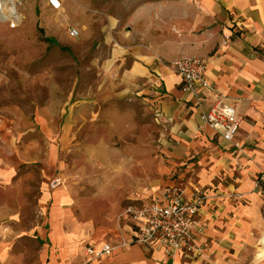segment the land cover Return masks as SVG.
<instances>
[{"label": "rangeland", "instance_id": "obj_1", "mask_svg": "<svg viewBox=\"0 0 264 264\" xmlns=\"http://www.w3.org/2000/svg\"><path fill=\"white\" fill-rule=\"evenodd\" d=\"M16 1L17 23L0 18V264H54L63 239L86 264V244L118 249L133 227L126 209L168 188L208 202L197 159L171 152L162 84L112 55L109 20L148 0Z\"/></svg>", "mask_w": 264, "mask_h": 264}, {"label": "crops", "instance_id": "obj_2", "mask_svg": "<svg viewBox=\"0 0 264 264\" xmlns=\"http://www.w3.org/2000/svg\"><path fill=\"white\" fill-rule=\"evenodd\" d=\"M18 13L20 19L19 8ZM122 20L113 17L105 27L108 41L116 43L112 55L122 64L130 61L129 74H151L162 84L158 111L172 122L177 143L171 152L197 159L187 163L195 165L193 177L211 198L198 214L205 226L197 235L203 246L200 256L178 254L169 261L160 244L132 243L94 262L86 247L107 243L102 242L85 245L86 264H264V195L253 190L264 168V0H148ZM224 33L231 35L227 44ZM183 56L204 59L211 84L225 102L236 106L241 122L233 143L203 124L201 113L216 96L202 92L204 106H197V96L184 89L172 67ZM56 243L60 250L54 264L78 260L76 243ZM258 243L262 247L255 254Z\"/></svg>", "mask_w": 264, "mask_h": 264}, {"label": "built area", "instance_id": "obj_3", "mask_svg": "<svg viewBox=\"0 0 264 264\" xmlns=\"http://www.w3.org/2000/svg\"><path fill=\"white\" fill-rule=\"evenodd\" d=\"M58 0H51L57 8ZM17 2L0 0V18L15 25L19 19ZM224 43L230 41V34H223ZM173 69L182 77L184 89L197 96V106L203 107L201 93L209 91L216 96L208 109L201 113L203 124L228 142L233 143L238 133L241 117L234 104L225 102L218 89L211 84L207 75L206 61L196 56H183L172 62ZM253 190L264 194V168L254 179ZM207 196L198 191L191 197L185 196L174 188L166 189L155 196L150 203L142 206H129L125 214L133 223L131 238L122 245L140 243L146 246L162 245L171 257L181 254L186 257L197 255L203 246L197 241V235L205 230L198 218L199 211L206 203ZM120 245V246H122ZM117 246L104 244L101 247L88 245L86 252L93 259L116 252Z\"/></svg>", "mask_w": 264, "mask_h": 264}, {"label": "trees", "instance_id": "obj_4", "mask_svg": "<svg viewBox=\"0 0 264 264\" xmlns=\"http://www.w3.org/2000/svg\"><path fill=\"white\" fill-rule=\"evenodd\" d=\"M47 41L52 42V43H55V40L52 39V38H47Z\"/></svg>", "mask_w": 264, "mask_h": 264}, {"label": "bare ground", "instance_id": "obj_5", "mask_svg": "<svg viewBox=\"0 0 264 264\" xmlns=\"http://www.w3.org/2000/svg\"><path fill=\"white\" fill-rule=\"evenodd\" d=\"M59 2V1H58ZM59 7H61V4H60V2L58 3V6H57V8H59ZM263 242H264V240H263Z\"/></svg>", "mask_w": 264, "mask_h": 264}]
</instances>
